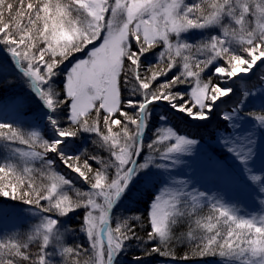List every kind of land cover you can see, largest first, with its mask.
Segmentation results:
<instances>
[{
    "label": "snow or ice",
    "instance_id": "obj_1",
    "mask_svg": "<svg viewBox=\"0 0 264 264\" xmlns=\"http://www.w3.org/2000/svg\"><path fill=\"white\" fill-rule=\"evenodd\" d=\"M0 97V264H264V0H0Z\"/></svg>",
    "mask_w": 264,
    "mask_h": 264
},
{
    "label": "trees",
    "instance_id": "obj_2",
    "mask_svg": "<svg viewBox=\"0 0 264 264\" xmlns=\"http://www.w3.org/2000/svg\"><path fill=\"white\" fill-rule=\"evenodd\" d=\"M186 127L189 128V130L193 131V132H192L193 134L198 133V137L202 135L203 137H200V138H202V140H203V139H206V138H205V135H206V133H207V130H206L207 128H206V129H202V128L197 129L196 127H194V126H189L188 124H186V123H184V122H180V123H179V128H180L181 130L185 131ZM26 128H29V126L26 125ZM187 132H188V131H187ZM86 147H90V146H87V145H86ZM60 170L63 171L62 168H61ZM78 186H79V185H78ZM147 202H148V195L145 194V195L142 197L141 202H140L139 204H131L130 207H132V208H134V209H139V212H140V213H144L145 210H146V207H147ZM5 203H16V202L8 201V202H5ZM69 222H70V223H73V225L76 226V225L79 224L80 221H79L78 216H73V217L71 218V221H69ZM26 229H27V224L24 225V227H22L20 231L23 232V231H25ZM178 231H186V228L183 227V226H181V228L178 229ZM76 239H77V242H81L82 240H84V237H83L82 234H78L77 237H76ZM181 250H182V249H179V248H178V251H181ZM128 259H129L128 257H125V264H127Z\"/></svg>",
    "mask_w": 264,
    "mask_h": 264
},
{
    "label": "rangeland",
    "instance_id": "obj_3",
    "mask_svg": "<svg viewBox=\"0 0 264 264\" xmlns=\"http://www.w3.org/2000/svg\"><path fill=\"white\" fill-rule=\"evenodd\" d=\"M2 102H3V98L0 97V103H2ZM26 125L29 126V124H28L27 122L24 124V127H25V128H26ZM189 126H190V125H189ZM194 127H195V126H194ZM215 127H216V122H215V121H213V123H212L210 126L207 127V133H206V135H205V138H206V139H203V142H204V144H205V150H206V151H210V149L208 148L209 145H211L212 148H215V143H214V140L212 139V135H213V133H214ZM26 129H27V128H26ZM202 129H206V128H202ZM185 131H188L189 133H192V132H193V131L189 130V128H187V127H186ZM200 137H203V136L201 135V136H199L198 138H200ZM216 152L219 153V149H218V148H216ZM0 155H2V153H0ZM62 169H63V168H62ZM60 171H61V170H60ZM207 186H208V187H212V184L209 183V184H207ZM246 203H247L248 208H249L250 211L257 210V209H256V206H254V205L251 203V201H246ZM25 225H26V224H25ZM20 230H21V229H20Z\"/></svg>",
    "mask_w": 264,
    "mask_h": 264
}]
</instances>
